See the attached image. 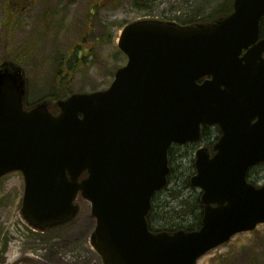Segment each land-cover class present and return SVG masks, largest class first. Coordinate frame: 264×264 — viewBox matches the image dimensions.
<instances>
[{
  "label": "water",
  "instance_id": "95a60500",
  "mask_svg": "<svg viewBox=\"0 0 264 264\" xmlns=\"http://www.w3.org/2000/svg\"><path fill=\"white\" fill-rule=\"evenodd\" d=\"M234 9L212 23L129 24L118 43L128 62L111 87L59 100L58 114L50 98L26 110L23 67L0 64V179L23 175L30 227L71 226L88 201L103 264H197L264 224V185L248 182L264 164V0H235ZM203 124L222 136L196 152L190 178L203 191L202 228L152 233L147 217L168 184L169 149L199 142Z\"/></svg>",
  "mask_w": 264,
  "mask_h": 264
},
{
  "label": "rangeland",
  "instance_id": "374dc122",
  "mask_svg": "<svg viewBox=\"0 0 264 264\" xmlns=\"http://www.w3.org/2000/svg\"><path fill=\"white\" fill-rule=\"evenodd\" d=\"M232 1L59 0L58 9L54 10V0H0V63L17 61L25 69L27 102L31 106L43 98H50L53 104L54 100L72 93L104 90L111 85L116 71L127 63L117 40L128 23L153 19L187 25L213 20L220 15L207 16L218 7L227 11L230 3L231 9ZM95 2L101 4L94 6L96 14L89 20V8ZM89 28L91 31L87 30ZM87 33L89 40L80 41ZM85 50L90 51L87 57L82 56L77 67L62 66L61 59L68 58L74 51L79 54ZM216 139L214 134L201 145L172 148L170 184L155 199L156 204H165L163 210L158 209L156 224L168 217L169 212L171 217L183 216L181 221L185 226L196 222V211L195 216H190L185 200L192 207H198L201 190L188 186L187 180L195 175L196 150L215 143ZM248 181L264 184V164L249 170ZM23 194L24 180L20 174L0 180V264H103L89 242L95 228L89 203L81 202L78 221L72 227L42 233L33 230L21 215ZM174 194L179 196L173 198ZM198 264H264V225L254 232L234 237Z\"/></svg>",
  "mask_w": 264,
  "mask_h": 264
},
{
  "label": "flooded vegetation",
  "instance_id": "af4514ba",
  "mask_svg": "<svg viewBox=\"0 0 264 264\" xmlns=\"http://www.w3.org/2000/svg\"><path fill=\"white\" fill-rule=\"evenodd\" d=\"M105 3V2H103ZM101 3L100 2H95V3H92L90 8H89V20L92 19V17H94V15L96 14V11L94 9V6L96 5H100ZM58 5H59V0H54V10L58 9ZM64 11H67V9H63ZM71 14H73L72 10H71ZM57 15V12L54 11V16ZM98 15V13H97ZM64 17V16H63ZM65 23H68V22H65ZM64 23V26H67L66 24ZM88 25V24H87ZM91 26V24H90ZM88 31H91V28L87 29ZM92 31H95V27L92 29ZM55 37L57 36V34H54ZM89 34H85L83 35L79 40L80 41H88L89 38H88ZM105 37V36H103ZM96 39L98 37H95ZM264 38V19H262L260 21V34H259V39H263ZM258 39V40H259ZM259 40V41H260ZM251 49V46H249L248 48H244L242 50V53H246L248 50ZM91 50V49H90ZM90 50H85L83 53L80 52L79 54H76V52L74 51L72 54H69L68 55V58L67 57H64V59H61V64L63 67H66V68H74V67H77L79 64H81V60H82V56L83 57H87L88 53ZM263 57H264V53H263ZM206 79H210L209 77H206ZM257 119L255 118L254 121H256ZM201 132H202V135H203V138L204 137H207V138H210L211 136H214V134L216 135L217 138H219V135H220V130L219 128L216 126V127H209V126H206V125H203L202 128H201ZM218 139H216L217 141ZM171 212L168 213V217H166L164 219V222H168L167 224L169 225L168 228L166 230H168V232L170 233H173L174 231L178 230V229H181L179 227H176V225H170L169 224V221L172 219L171 216H170ZM153 222H156V220L152 221L150 223L151 225V229H156V228H159L160 224L156 225L154 224ZM165 222V223H166ZM180 224L179 225H182L183 226V223L182 221L180 220L179 221ZM155 232V231H154Z\"/></svg>",
  "mask_w": 264,
  "mask_h": 264
},
{
  "label": "trees",
  "instance_id": "16d2710c",
  "mask_svg": "<svg viewBox=\"0 0 264 264\" xmlns=\"http://www.w3.org/2000/svg\"><path fill=\"white\" fill-rule=\"evenodd\" d=\"M227 2L228 1L225 2V5L227 4ZM230 7H231V3L229 4V7H227V9H228L227 11L230 10ZM227 11L223 10V7H218V9L214 11L215 13H213L212 15H208L207 18H213L214 16H216V14H219L221 16L224 13H226ZM207 20H209V19H207ZM207 20H204V21H207ZM30 105L31 104L28 103V106H30ZM170 180H171V178H170ZM187 182H189L188 186H190V180L189 181L187 180ZM169 183H170V181H169ZM179 194H180V192H179ZM179 194H174V195H172V197L173 198H177L179 196ZM156 197L159 198L160 196L157 195ZM155 199H154V202H153V214H154L153 216L154 217H156V215H158V209L159 210L160 209L163 210L165 208L164 207L165 204L163 206L160 205L159 203L156 204L155 203ZM182 200H184V199L182 198ZM185 203H187V206L185 207V209L189 208L191 210V212L189 213L190 216H192V215L195 216L194 210L196 211V222L194 224H191L190 226H182V225H179L180 224L179 221L183 219V216H178V217L175 216V217H171L172 219L169 221V224L170 225H176V227H179V228H186L188 230H194L200 225V220H201V217H202L203 207H202V205L200 203V199H198V201H197V206L199 205L198 207H196L195 205L192 207L187 200H185ZM182 205H183V203H182ZM159 216H161V215H159ZM173 216H174V214H173ZM164 219L165 218H162V222L160 223V228L167 229L169 225L167 224L168 222H166V221H165L166 223L164 222Z\"/></svg>",
  "mask_w": 264,
  "mask_h": 264
}]
</instances>
